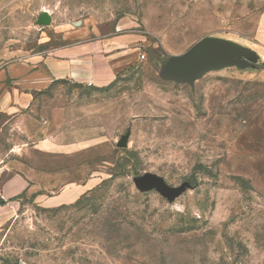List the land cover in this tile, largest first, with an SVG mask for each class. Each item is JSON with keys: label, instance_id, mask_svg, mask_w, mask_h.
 Here are the masks:
<instances>
[{"label": "rangeland", "instance_id": "rangeland-1", "mask_svg": "<svg viewBox=\"0 0 264 264\" xmlns=\"http://www.w3.org/2000/svg\"><path fill=\"white\" fill-rule=\"evenodd\" d=\"M90 40L134 64L37 102L70 108V186L90 190L20 200L0 264H264V0H0V71ZM200 42L221 54L199 79L160 75ZM146 173L181 194L141 191Z\"/></svg>", "mask_w": 264, "mask_h": 264}, {"label": "crops", "instance_id": "crops-1", "mask_svg": "<svg viewBox=\"0 0 264 264\" xmlns=\"http://www.w3.org/2000/svg\"><path fill=\"white\" fill-rule=\"evenodd\" d=\"M125 49L121 40H90L59 48L40 62H13L0 71V201L6 203L0 204V227L12 221L25 197L54 208L90 190L70 186V108L37 107V102L61 81L111 85L134 64ZM53 160L60 161L58 167Z\"/></svg>", "mask_w": 264, "mask_h": 264}, {"label": "water", "instance_id": "water-1", "mask_svg": "<svg viewBox=\"0 0 264 264\" xmlns=\"http://www.w3.org/2000/svg\"><path fill=\"white\" fill-rule=\"evenodd\" d=\"M220 49L213 43L200 42L195 45L185 57L170 60L165 64L160 75L168 80L193 83L199 79L208 69L210 63L220 58ZM129 134L120 142V147L127 146ZM136 186L143 192L156 188L169 200L176 199L181 190L170 189L165 181L156 174L146 173L134 178Z\"/></svg>", "mask_w": 264, "mask_h": 264}, {"label": "trees", "instance_id": "trees-1", "mask_svg": "<svg viewBox=\"0 0 264 264\" xmlns=\"http://www.w3.org/2000/svg\"><path fill=\"white\" fill-rule=\"evenodd\" d=\"M0 204L5 205L6 203L4 201H0Z\"/></svg>", "mask_w": 264, "mask_h": 264}, {"label": "built area", "instance_id": "built-area-1", "mask_svg": "<svg viewBox=\"0 0 264 264\" xmlns=\"http://www.w3.org/2000/svg\"><path fill=\"white\" fill-rule=\"evenodd\" d=\"M142 58L144 59V58H145V56L143 55V56H142ZM263 59H264V57H263Z\"/></svg>", "mask_w": 264, "mask_h": 264}]
</instances>
